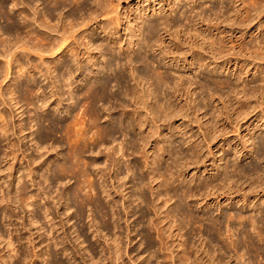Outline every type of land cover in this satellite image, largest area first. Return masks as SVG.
<instances>
[{
    "label": "rangeland",
    "instance_id": "obj_1",
    "mask_svg": "<svg viewBox=\"0 0 264 264\" xmlns=\"http://www.w3.org/2000/svg\"><path fill=\"white\" fill-rule=\"evenodd\" d=\"M26 1L31 2L30 6H28L29 8L26 7L24 14L20 15V17H25V14H29V22L32 28V1ZM173 1L179 5L177 8L176 16L174 17V20H176V22L174 23H177V25L180 26H178V29L180 30L179 35L177 36V34H173V37L178 42L180 41L181 43H185V45L183 47L181 46V48L178 50L179 56H177V58L175 59L174 55L168 52L171 49L174 51L175 48L173 47V45L169 47L171 38L164 33V25H161L159 29H157V31L155 30L156 32L154 31L151 34V38L153 40V43H155L156 40H158L163 34H165L163 35L166 37H164L166 39L165 42L161 41L160 43H157L158 45L161 44V47L154 46L153 51L148 49L149 51H143L136 57H139L140 60L145 58L147 59L146 62H134L132 65H125L126 55H120V53L116 51L113 54L118 58L120 57V61L122 62V65L117 66H120L121 69H124L123 74L131 85L134 83V80L131 77L132 67L148 74H152V72H150L152 71V69L166 73L170 81V87L177 84V80L179 81V77L182 75L185 81H188L190 79L193 82V86H191L189 89H183L180 93V96L178 98H173L172 100L173 102H175V104L177 103V105L186 104L187 107L185 108V111L181 113L182 116L178 115L177 117L172 118L170 121H159V126L161 127L162 131V139L165 138V136L170 137L171 130H177L178 128L182 129V133H177V135L172 138V141L170 143L164 142V145L166 146L174 144L173 146L175 147L174 149L176 151V154H179L182 157L187 156L188 158H190L191 155L190 153L188 155V147L195 146L197 144H200L201 147L199 148V156H201L199 161L191 167H184L181 172V176L174 186L182 184L184 179L185 182L183 184L189 185L192 188L199 184L205 185V183H208L210 180H215L214 178H216L218 168L220 166H224V174H229L234 183H232L231 189H229V187H226L225 191L219 190L216 195L208 196V190L204 195L195 197L191 200H184L183 202H180L179 200L178 195H181L182 192L178 189L179 194L175 195L173 200L164 209L160 210V213H165L166 211L173 212L175 209L178 210V206L182 210H191L192 213L198 218V222L194 224V226H187V229H189L190 231H188V236L193 245L195 244L201 249L206 248L207 251L210 250L211 256L209 254L206 259L208 257L214 258L223 256L224 260L229 262L228 264H243L237 258L236 253L228 248L231 240H236L239 238L238 240L243 245V249L245 251L250 250V254L247 255V257L250 256L252 259L256 260L257 264H264V239H262V237L254 231V227L252 226L250 220L247 219L245 221V225L248 233L253 237V246H251L250 243H247L243 239V227L240 226L239 222L231 221L230 223L228 220V215L230 213L234 214L238 212L247 217L252 214L254 216L256 215L254 206L264 207V192L262 191L263 188L260 186L261 183L258 181V175L250 172L252 168L254 169L255 167L257 171H260L259 175L264 176V96L262 94L261 96L260 93H258L257 98L250 99L248 101H246V99L242 98L241 96V102H248L252 104V107L249 108L247 113L242 115L240 114V112L237 113L236 111L238 110L236 108L238 107V103H236V101H229V98L232 100V98L234 97L232 91L240 92L244 87L260 88L262 85H264V81L262 80L264 78V74H262V71H264L262 70L264 69V60L257 59V61L255 60V62L254 59L248 57L245 58L243 55H240V57H238L239 59H234L235 56L233 53H238V49L235 51H231L233 53L229 54V47L232 46V44L230 43L225 47L223 53H213L209 45L212 40H208L209 42L207 41V44H204V46L202 47L203 50H201L202 38L199 37V40L197 39V42H199L200 45L198 44L196 46L195 44H193V40L190 38V36L186 34L188 31L186 28L188 25V21L185 19L184 15L185 13L190 14L189 11L191 10V7L187 3V1L189 2V0ZM195 1H197V8H195L194 10L195 13L196 11H201L202 9H204L207 13L209 12L210 14V7H215V9L218 8V10H220L222 6L224 7L226 5L229 6L231 12V9H233L234 5L236 6V8L240 6V2L237 3V5L236 3H234V0H226L227 3L225 2L224 4L217 2V0H213L214 2H210V0ZM11 2L12 0H7V4L9 7L13 6V2ZM120 3L121 5L119 7V12L123 15V23L120 27V33L118 34V37H122L125 48L129 46L128 44L131 35L140 34V32L138 31V26H135L134 28L136 20L135 16L140 17V14L145 11L144 13H147L148 17L150 15L152 21H158V18H155V16L153 15L154 11L157 10L158 13L159 9L163 8L165 11L164 13H169V8H172L170 0H121ZM195 3H193L192 5H194ZM22 8L23 6L14 7L17 14L21 13ZM22 20L25 21L24 19ZM3 22L4 20L0 19V24H4ZM204 23H206V21ZM131 25L134 28L132 30L129 28ZM197 25L198 27H201L203 24ZM258 25L259 24L257 22H254L247 29L248 34L246 36V41L249 47L252 45L257 46V43H262L261 38L264 35V31L260 34V29L257 30L256 28L258 27ZM224 28L225 26L221 25L220 30H223ZM229 28L230 26L226 27L225 29L230 30ZM235 28L236 27H234V29ZM172 32H174V30H172ZM213 32V35H215L216 37H221L220 34H218V31L213 30ZM241 32L243 33V28H237L233 32V36L237 35L239 37L242 35ZM256 34L258 36V39L255 37ZM103 37L104 35L101 34V31L99 30L95 38H98V43L104 42L107 44V42L104 41ZM132 47H134L133 44L131 48ZM161 50L164 53H161ZM18 51L20 52L21 49H18L17 53H19ZM28 51L29 52H24V50L21 51L17 55V60L19 61V64L27 67V74L29 76L30 74L36 75L35 77L37 84L41 89L39 91V94L35 95V98L30 97L29 100L26 99V95L19 91L15 93L14 99L11 98V89L9 90V92H7L6 87L11 85L13 79L18 75L17 64L14 65L11 76H9V78H7L3 83L5 103H2L3 100L0 99V110L6 114L5 122L7 123L8 132L5 137L3 135H1L0 137V170H2L3 168H8L11 165L13 166V176L10 179V182H12L10 190L16 191L17 188L23 186L22 188L24 189L26 197L33 196L35 199L37 198L34 203L36 204V214L39 215L40 222L36 224L32 223V213H30L32 211V207L24 206L23 202L21 201L16 204L17 207L12 206L11 197L13 196V194L8 193L10 190L5 186V184H3V174H1L0 234H5V239L12 238L19 251L18 256H12L9 258V264H12L13 262L15 264H175L178 258L171 259L169 257L167 261L166 252L168 254L171 252L160 249V242H158L159 238H157L158 235L156 233V230L149 229L151 228L152 223L154 221H157L158 216L154 211L148 210L145 205H142V207H140L138 204L139 201L136 203L133 201L135 198L131 197L133 200L131 199V201H129L128 203V205H131L130 210H132L134 216H136H130V220L128 222L130 229H132L133 231L132 237H137L133 241L129 240L130 237H128L127 235L128 229H126V227L128 223L125 222V219L128 218V215L126 214L125 206H123L125 203L124 198L121 195H117V198H114L116 199V201H118V206L115 203L114 209H116L115 211L120 212V219L117 218V215H115V218L111 219L112 225L114 226L111 225L110 232H112L111 236H113V233H116L118 236H120V252L122 251L123 255L120 261L115 262L113 260L114 256L112 257V255H117V247L115 243L111 242L112 240L109 239V235L106 236L107 231L105 233L100 232L101 234L99 232L95 233L97 227L95 226L93 228H90V224L92 222V217H88L90 215V212L85 210L83 218H80L77 215L79 203L72 202L70 206L65 203L67 202L65 200L66 194L64 196L63 193L64 191L68 192L69 190L73 191L75 189V179L72 180L70 178H64L61 173H59L57 179H53L52 184L51 181L45 179L44 175L47 174V164L53 161L52 167H54L57 166V164H59L61 161H63V158H68V148L67 143L65 142L66 140L63 138V136L61 137V133H57L58 135H56V133H52L50 131L49 121H46L42 124V132L45 135H51L52 138L47 135L49 137V141H47L48 143L46 142L44 145L48 146L45 147L43 146V144H39V147V145H37L39 142H37L36 139V131H38V125H35V127L32 128V126L35 124L33 119L36 118L35 115L38 113L40 116H42V118L46 117L54 120L59 129H63L71 119L75 120V123L77 124L78 121L76 119H78L79 117L81 119H85L84 121L83 119L81 121L89 123L90 119L88 116L75 117V113L73 110L74 108L72 107L70 108V113H65L68 109L69 104L71 103V100H69L68 90V88L70 87L66 84L68 81L72 83L70 90L77 94L83 92L86 89L87 85L90 83V80L95 79L96 77L90 76V79L88 75L89 70H82L81 73H76V77L71 81L70 74L66 72L63 65L57 66L55 72L54 68L46 72L44 67L42 66L46 74L43 75L42 73H38L37 75L32 71V63L38 62L40 64L41 61L39 58L35 57V55H32V51ZM129 53L130 52L128 51V54ZM192 55L205 58L206 62L209 63V66L200 68L198 64H195ZM56 59L57 57H52L49 60L46 59V65L54 64V61L56 62L58 60ZM51 60L54 61L52 62ZM244 61H246L245 66L248 65L245 69L243 68ZM189 64H191V67H189ZM0 65H3V59L1 58ZM3 74L5 75V72ZM4 75L1 76L0 74V81L3 80L2 78L4 77ZM238 75H241V78H238ZM25 76L26 75L21 77V81L24 86H26L27 79L25 78ZM56 76L59 77L61 83L63 84L62 91L65 100L64 108L57 109L56 105H54L53 101H51L52 103H49V108L44 109L47 108L45 104H43V100H45L44 95H47L51 91L50 88L53 84H55ZM106 76L113 80V76ZM220 80H223L228 84L220 85V83L218 82ZM113 85L114 86L112 87V93H116L119 95L122 92V89L116 85V82H114V80ZM142 85L145 86L147 91V85L145 83H143ZM210 88L217 93L214 98H212L211 96ZM165 89V86H161V96L163 98H165V96L162 95L164 94ZM231 93L232 95H230ZM121 98L124 102L128 104L130 103L129 97H124L122 95ZM19 100H23V108H20L21 105L17 104ZM220 100L223 101L221 102ZM30 102H33L34 104H29ZM148 102L151 103V99L148 98ZM163 102H166V99H164ZM221 103L223 104V106ZM116 104V101H112L109 104L107 103L104 106L99 104L103 115L102 123L104 125L109 124V118H114V126L120 125V108ZM196 104H202L203 109L200 112H196L194 110L193 106H195ZM131 107L132 106H130L129 109H133V107ZM143 113L146 114L147 112L143 111ZM219 113L221 114V118H218ZM213 116L215 117V119H213ZM80 118L78 120H80ZM159 118L161 119V117ZM123 119L126 121L129 120V118L125 116H123ZM189 120L190 122H188ZM211 121L214 122L212 123V125L217 122V125L221 131L214 137L211 131L208 129L207 125V122L211 123ZM75 123L73 124L74 126L71 133L74 131L76 134L73 132L74 134H72L74 136L71 137L72 141L77 142L79 139L76 136H80L78 129L79 127H81V125L79 124L80 121L78 123L79 127L78 124L76 125ZM22 125L25 126L24 132H22L21 130ZM76 126L78 127V129L76 128L78 132L75 131ZM1 128L2 119L0 118V129ZM149 128L150 127L148 126L143 130L147 131L149 130ZM121 130L116 135L118 138L117 142H120L121 144H127L131 141V139L137 137L138 133L140 132L129 127L126 129V131ZM203 131L207 132L209 144H207V142L204 140L205 137H203ZM34 132L35 134L32 135V133ZM185 132H187V134H185ZM90 135L92 134L88 132V135L82 136V139L84 140L85 137L87 138ZM158 136L159 135H156L151 139L152 142H150V144L147 146V150H153L155 146V139H157ZM50 138L52 140H50ZM73 138L77 140L75 141L73 140ZM82 139H80V142ZM191 139H194L195 142L189 145L188 142ZM12 144L14 145V151L16 152L17 157L11 154ZM55 144L58 145V147ZM125 151L126 149H124V152ZM122 153L123 150L121 151L120 155L117 156L120 157L124 163H128V157H121ZM65 155L67 157H65ZM86 156L89 157L90 160L92 158L95 160V158L97 157L91 155L89 152L86 153ZM138 156L139 155L135 154L130 158V162L134 167L135 172L138 171V169H136L137 166L143 167V159H139ZM33 159L36 160L35 163L32 162ZM69 160L70 159L68 158V161ZM102 162L105 163V161ZM102 162L100 164L101 167L99 165V169L106 170L107 165L105 164L104 167V163L102 164ZM171 163L172 160L167 156V158L161 162L162 170H165L167 165ZM28 168L35 170L33 176H28ZM246 172H249L250 174H246ZM131 173L129 174L130 176L126 178L128 180L125 179L126 181H131ZM137 173L138 177L139 174L142 173L141 175L144 177V180L147 183H145L147 188V186H149L148 182L150 181V177L146 174V172H141V170H139ZM126 174L127 173H124L123 176ZM120 176H122V174H120ZM59 178L63 182H61ZM121 182H117L118 185H120ZM133 184H136V187H140L142 185L139 183L138 178L134 181ZM160 190L162 191V193H165V188H160ZM61 192L62 195L60 194ZM139 192H141V190ZM145 193L149 199L151 197L150 190L147 189ZM130 195H132V193ZM244 195H247V199L245 201ZM110 200L111 199H105L106 202ZM114 201L115 200H113L111 204H114ZM189 201L191 206H189ZM161 203L162 202H159L158 204ZM142 211L147 212L145 213V216L142 215ZM179 212L180 211L176 212L178 216L177 222H182L183 224L185 222V224H187L188 221H186L185 216H183ZM96 215L98 216V219L100 221V215ZM72 216L74 218L69 221L70 217ZM162 216H164V214H162ZM205 217H210L213 220H218L219 223H221L222 234L219 235L214 227L211 226L210 221L204 220ZM255 218L259 220L264 219L261 214L256 215ZM122 224L124 228L121 230L118 226H121ZM166 224L167 222L164 225ZM256 225H258V223H256ZM259 225H262V223H259ZM97 226H99V224ZM229 228H231V233L228 231ZM79 229H81L85 237H79ZM187 229H184L185 232L187 231ZM173 232L175 234V238L173 237L169 239V245L171 248L175 247L176 252L174 253L175 255H177L179 253L178 251L181 250L178 246V242L180 241L181 237L177 238L176 236V232H178V230H173ZM230 234L233 235L232 238H230ZM84 238H86L85 243L83 242ZM106 239H108V242H106ZM176 239L179 241L176 242ZM35 245L37 246V250H34ZM91 246L96 249V255H92ZM2 250H4L3 244L0 245V254H10L9 251H6V249L4 251ZM34 251H41L40 255L42 256V259L40 258L38 260L36 256H34ZM201 253L202 252H200L198 255H200ZM11 254L15 255V253ZM198 255H196V253L193 254V259H195ZM20 256L23 260L21 259L19 261Z\"/></svg>",
    "mask_w": 264,
    "mask_h": 264
},
{
    "label": "bare ground",
    "instance_id": "obj_2",
    "mask_svg": "<svg viewBox=\"0 0 264 264\" xmlns=\"http://www.w3.org/2000/svg\"><path fill=\"white\" fill-rule=\"evenodd\" d=\"M31 1H32V28L29 22L30 21L29 14H25L24 15L25 17L23 16L20 17V15L24 14L26 7L30 6L31 2H28L26 0H12L13 2V3L11 2L13 4L12 6L13 8H12L8 6L7 0H0V19L1 20L3 19L4 20L3 23L6 24V25L0 24V58L3 59V65H0L1 76H3L4 75L3 73L5 72V75L2 78L3 80L0 81V99L3 100L2 103H5L3 83L7 78H9V76H11L15 64H17L18 75L13 79L12 84L6 87L7 92H9V90L11 89L10 93L12 94L11 97L12 99H14L15 93L18 91L26 95L27 100H29L30 97L35 98V95H38L41 89L37 84L35 77L36 75L30 74L29 76L27 74V67L23 66L22 64H19V61L17 60V55L23 50L24 52L25 51L29 52L28 50H30V52L32 51V55H35V57L40 59L41 61L40 64L38 62L32 63V71L37 75L38 73L39 74L42 73L43 75H45L48 70H51L53 68L55 72L57 66L63 65L66 72L70 74L71 81L73 78L76 77V73L78 72L81 73L82 70H89L88 72L89 78L90 76L96 77L95 79L90 78L91 79L90 83L87 85L86 89L83 92L77 94L72 92V90H70L72 83L68 81L66 84L70 87L68 88V90H69V100H71V103L69 104L68 109L66 110L65 113L66 114L70 113L71 112L70 108L72 107L74 108L73 110L75 113V117L88 116L90 119L89 123L88 122L85 123L83 122L85 119L82 118L83 121H81L82 119L80 117H79L80 120H78L79 118L78 119L75 118L78 121V123L80 121L79 124L81 125V127H79V124L77 123L79 129L77 126L75 127V129L77 128L79 130V135L81 136V137L76 136L79 139L78 140L79 142L80 139H82V136L88 135V132L92 134L87 138L85 137L84 140L82 139L80 143L78 141L77 142L72 141V137L74 136L73 134L75 132L73 131L74 133L72 132L73 133L72 134L71 131L73 129L74 126L73 124L75 123V120L71 119L63 129H59L57 124L54 122V120H51L50 118H46V117L42 118V116H40L38 113L35 115L36 118L33 119L35 124L32 126V128L35 127V125H38V131H36L37 132L36 139L37 142L39 143L36 144L37 145L43 144V146L45 147L48 146L44 144L47 141H49V137H51V135L49 136V134H47L49 136L48 137L42 132V127H43L42 124L46 121H49L50 131L52 133L53 132L56 133V135H58L57 133H61L62 134L61 137L63 136V138L66 140L65 142L67 143V148H68L67 156L70 159L69 162L68 158H63L64 160L54 167H52L53 161L48 163L47 174L44 175L45 179L51 181L52 184L53 179H57L59 173H61L64 178H70L72 180L75 179L74 181L76 182L75 189L73 191L69 190L68 192L64 191L63 193L64 196L66 194L65 200L67 202L65 203L70 206L72 202L75 203L78 202L79 207L77 210L78 212L77 215L80 218H83L85 214V210L89 211L90 215L88 217L89 218L92 217V222H93V224L91 222L90 228L96 226L97 228L95 230V233L96 232L105 233L107 231L106 236L109 235L108 236L109 239H111L112 240L111 242L115 243L117 247L116 249L117 255L116 254L112 255V257L113 256L115 257V258L113 257V260L115 262L120 261V259L123 256L122 251L120 252L121 245L119 243V239L121 238L116 233H113V236H111L112 232H110V227L112 225L111 219L115 218V215H117V218L120 219V212H117L115 211L116 209H114L115 203L118 206V201H116V199L114 198H117L116 197L117 195H121L124 198L125 203L123 206H125V211L126 214L128 215V218L125 219L126 223L129 222L130 216L131 217L134 216L133 211L130 210L131 205L130 204L128 205L129 201H131L132 198H135L134 200L132 199L135 203L139 201L138 204L140 207H142V205H145L148 208V210H152L156 213L158 219L157 221H154L152 223L151 228L149 229L156 230V233L158 235L157 238H159L158 242H160V246H159L160 249L171 252L169 254L166 252L167 261L168 258L170 257L171 259L178 258L175 264H228L229 262L225 261L223 256H218L214 258L208 257L206 259V257L210 254V250L207 251L206 248L201 249L197 247L195 244L193 245V243H191L188 236L189 229H187V226L189 225L194 226V224L198 222V218L192 213L191 210H182L178 206L177 207L178 210L175 209L173 212L166 211L165 213L163 212L160 213V210L164 209L173 200L175 195L179 194L178 189L182 192L181 195H178L179 200L180 202H183L184 200H191L195 197L204 195L205 192H207L208 190H209L208 196L216 195L219 190L225 191L226 187H229V189H231L232 188L231 185L232 183H234V181L232 180L229 174L227 173L224 174V166H220L218 168V173L216 175V178H214L215 180H210L208 183H205V185L199 184L192 188L189 185L183 184L185 182L184 179L182 184L178 186H174L175 183H177L179 177L181 176V172L183 168L191 167L192 165L196 164L199 161L201 157L199 156L200 155L199 148L201 147L200 144L188 147L187 150H188V155L189 153L191 155L190 158H188L187 156L182 157L181 155L176 154L175 153L176 151L174 149L175 147L173 146L174 144H171L170 146H166L164 145V142L170 143L172 141V138L175 137L177 133H182V129L178 128L177 130H171L170 137L165 136V138L162 139L161 137L162 131H161V127L159 126V121L160 120L170 121L172 118H175L178 115L182 116L181 113L185 111V108L187 107L186 104L177 105V103L175 104V102H173L172 100L173 98H178L183 89L184 90L187 88L189 89L191 86H193L192 85L193 82L190 79L188 81H185L182 75L180 77L178 76L179 81L177 80V84L170 87L169 86L170 81L166 73L152 69V71H150L152 72V74L151 73L148 74V73H143L139 69H135L132 67L131 77L133 78L134 83L131 85L129 84L125 75L123 74L124 69H121L120 66H117V65H122V62L120 61L121 60L120 57L118 58L113 54L116 51H118L120 55H126L125 65L126 64L132 65L134 62L135 63L146 62L147 59L143 58L140 60L139 57H138L139 59L136 57L143 51L145 52L149 50L153 51L154 46L161 47V44L158 45L157 43H160L161 41L165 42L166 37L163 35L166 34L171 38L170 40L171 43L169 47L173 45V47L175 48L174 51L171 49L168 52H170V54H173L174 58L176 59L177 56H179L178 50L181 48V46L183 47L185 45V43H181L180 41L178 42L173 37V34L175 35L177 34L178 36L180 32V30L178 29L180 26L177 25V23H174L176 22V20H174V17L176 16L177 8L179 5L173 0H170V4L172 8H169L170 9L169 13L168 12L164 13L165 11L163 8L159 9L158 13L160 14L157 13V10L154 11L153 15L155 16V18L156 17L158 18V21L154 20V18H153L154 21H152L150 15L148 17L147 13L146 14L144 13L145 11L142 12L144 14L139 13L140 17L135 16L136 17L135 25L134 24L132 25H134V28L135 26H138V31L140 32V34L131 35L128 44L129 46L125 48L123 44L124 41H122V37L120 36L118 37V34L120 33L119 32L120 27L122 26L123 23V15L122 13L119 12L121 0H31ZM211 1L213 0H210V2ZM217 2L221 4H224L225 2L227 3L226 0H217ZM239 2H240V6L236 8V6L234 5L233 9H231L232 10L231 12L229 6L226 5L224 7L222 6L221 9L219 8L220 10H218V8L215 9V7L214 8L210 7L209 9L210 14H209V12L207 13L204 9H202L201 11H196L195 13L194 10L195 8H197V1L195 0H189V2L187 1L188 5L191 7V10L189 11L190 14L185 13L184 15L185 19L188 21V25L186 27L188 31L186 34L190 36V38L193 40V44H195L196 46L199 44V42H197V39L199 40V37L202 38V43L200 42L201 50H203L202 47L204 46V44H207L208 40L209 41L212 40L209 45L213 53L214 52H218L219 54L223 53L225 47L230 43L232 44V46L229 47V51H228L229 54L233 53L231 51L233 50L235 51L238 49L237 50L238 53H233L235 56L234 59H239L238 57H240V55H243L245 58L248 57L254 59V61L255 60L257 61V59L264 60V35L263 36L261 35L262 43L259 44L255 43L257 46L252 45L249 47L246 41V36L248 34L247 29L254 22H257L259 24L258 27L256 28L257 30L260 29V34L264 31V20H263L264 0H234V3L236 4ZM193 3H195L196 5L195 4L192 5ZM18 6H23L22 11L19 14H17V12L14 9V7H18ZM22 19H24L25 21H23ZM205 21L206 23H204ZM197 24H203V25L202 26L200 25L201 27H198ZM132 25L129 27L131 30L134 29ZM161 25H164L163 30L165 34H163L162 35L163 37L161 36L158 40H156L155 43H153L151 34L155 30L157 31V29H159ZM221 25H224L225 28L230 26L229 28L230 30H226L225 28L223 30H220ZM234 27H236L235 29L243 28V33L241 32L242 33L241 36L239 37L237 35L233 36L234 34L233 32L235 31ZM99 30L101 31V34L104 35L103 38L104 41L107 42V44L104 42L98 43V38L97 39L95 38ZM172 30H174V32H172ZM213 30L218 31V34H220L221 37H216L215 35H213L214 33ZM255 37L258 39L257 34ZM132 44L134 45V47H132L133 49L131 48ZM18 49H21L20 52L18 51L19 53H17ZM128 51L130 52L129 54ZM161 53L164 52L161 50ZM192 56L195 64H198L200 68L209 66V63L206 62L205 58H202L201 56L196 57L195 55ZM52 57H57L58 60L56 59L57 60L56 62L54 60H51L52 62L54 61V64L46 65L45 60L46 59L49 60ZM245 63L246 61H244V65H243L244 69L248 66V65L245 66ZM42 66L44 67L46 72L43 70ZM189 67H191V64H189ZM262 74H264V71H262ZM24 75H26L25 78H27L26 86H24V84L21 81V77ZM106 75L113 76V80L114 82H116V85L122 89V92L119 95L116 93H112V87L114 86L113 80H111ZM238 78H241V75H238ZM55 79H56L55 84H53L50 88L51 91L47 95H44L45 100H43L44 101L43 104H45V106L47 107L44 109L49 108V103L51 101H53V104L56 105L57 109L64 108L65 100L62 91L63 84L61 83L59 77L56 76ZM262 80L264 81V78ZM218 82L220 83V85L228 84L223 80H220ZM143 83L147 85V91L145 86L142 85ZM161 86L166 87L164 94H162L165 96V98L161 96ZM210 91L212 98H214L215 95H217V93L214 92L211 88ZM232 92L234 94L233 97L234 99L232 98L231 100L229 98V101L230 102L236 101V103H238L237 105L238 107H236L238 110L236 111L237 113L240 112V114L242 115L247 113L249 108L252 107V104L248 102H241V99L245 98L246 101H248L250 99L257 98L258 93L264 96V85H262L260 88L244 87L243 90H241L240 92L239 91L236 92L232 91ZM122 95L124 97H129V101L131 105L130 103L128 104L122 100L121 98ZM230 95H232V93ZM148 98L151 99V103L148 102ZM164 99H166V102H163ZM112 101H116L117 102L116 105H118V107L120 108L121 122H119L120 125L118 126L117 125L114 126L113 124L114 118H109L110 120L109 124L104 125L102 123L103 115L99 104L104 106L105 104L107 103L109 104ZM22 102L23 100H19L17 102L18 105H21L20 108L21 107L23 108L24 106V102L23 103ZM29 104H34V103L30 102ZM130 106H132L133 109H129ZM193 108L196 112H200L203 109V106L202 104H198V105L196 104L195 106H193ZM143 111H146L147 113L144 114ZM123 116L128 117L129 120L128 121L124 120ZM220 116L221 114L219 113L218 118H221ZM159 117H161V119ZM0 118L2 119V128L0 129V133H1L0 137L1 135L5 137V135H7L8 132V127H7V123L5 122L6 114L1 110H0ZM213 119H215L214 116ZM188 122H190V120ZM209 123L210 122H207L208 129L211 131L213 137L216 136V134H219V132H221L217 125V122L214 125H212V123H214L212 121L210 123L211 125ZM148 126L150 127L149 130H147L148 132L146 130H143L145 127ZM128 127L132 128L133 130L135 129L136 131H140L138 133V136L135 137L134 139H131V141L128 142L127 144L124 143L125 145L123 143L121 144L120 142H117L118 138L116 135L118 134V132L121 129L126 131ZM77 129L75 131L78 132ZM21 130L22 132L25 131L24 125L21 126ZM34 134L35 132L32 133V135ZM185 134H187V132H185ZM156 135L159 136L157 139H155V146L153 150L151 151L147 150V146L150 144V142H152L151 139L154 138ZM203 137H205L204 140L207 142V144H209L207 132L203 131ZM51 138L50 140H52ZM73 140H75V138H73ZM72 142L75 144H73ZM194 142L195 140L191 139L188 142V144L191 145ZM56 146L58 147V145ZM124 149H126L125 152ZM14 150H15L14 145L12 144L11 154L17 157L16 152ZM122 150L123 153L121 157H128L129 159L128 163L126 162L124 163L122 159L117 156L120 155ZM87 152H89L91 155L97 156L95 160L93 158L90 160L89 157L86 156ZM135 154L139 155L138 156L139 159H143L142 161L143 167L135 166L136 169H138V171L141 170V172L143 171V173L146 172V174L150 177V181L148 182L149 186H147V188H146L147 183L145 182L144 177L141 175L142 173L139 174L138 177V173H137L138 171L135 172V169L130 162V158ZM67 156L65 155V157ZM167 156L172 160V163L167 165L165 170H162L161 162L164 159H166ZM102 161H105V163ZM32 162L35 163L36 160L33 159ZM101 162L102 164L104 163V167L105 164L107 165L106 170L99 169V165L101 164ZM258 171L254 167V169L252 168L250 172L258 175V181L261 183L260 186L263 188L262 191L264 192V176L259 175L260 171L259 172ZM12 172H13L12 165L9 166L8 168H3L2 170H0L1 179H2L1 174H3V179H2L3 184H5V186L9 190L12 184V182H10V179L13 176ZM27 172H28V176L31 175L33 176L35 170L28 168ZM124 173L127 174L123 176ZM130 173L132 175L131 181H126L128 180L126 178L130 176L129 175ZM120 174H122V176H120ZM246 174H250V173L246 172ZM137 178L139 180V183L142 184L140 187H136V184H133ZM117 182L118 183L121 182L120 185H118ZM22 187L17 188L16 191L10 190L8 192L9 194H13V196L11 197L12 206H16V204L19 201H21L23 202L24 206L32 207V211L30 212L32 213V223L33 224L39 223L40 222L39 215L36 214V208H35L36 204L34 203L37 198L35 199L33 196L26 197V194ZM160 188H165V193H162ZM147 189H149L151 192V197L149 199L145 193ZM140 190L141 192H139ZM62 192L60 193L61 195ZM131 193L132 195H130ZM105 199H111V200L106 202ZM246 199H247V195H244V201ZM113 200H115L114 204H111ZM159 202L162 203L158 204ZM189 206H191L190 201H189ZM254 210L256 215L261 214L262 217L264 218L263 206L261 207L254 206ZM177 211H180L179 213L185 216L186 221H188L187 224H185V222L184 224L182 222L180 223L177 222L178 221V216L176 213ZM145 213L147 212L142 211L143 216H145ZM96 214L100 215V221ZM162 214H164V216H162ZM256 215L253 216L252 214L247 217L242 213H238V212L234 214L230 213L228 215V220L230 223L231 221H238L240 226L243 227L242 229L243 239L247 243H250L251 246H253L254 241H253V237L248 233V230L246 229L245 221L247 219L250 220L252 226L254 227V231L257 232L262 237V239H264V219L259 220L255 218ZM73 218H74L73 216L70 217L69 221H71ZM204 220L210 221L211 226L214 227V229L218 232V234L219 235L222 234L221 223H219L218 220H213L210 217H205ZM166 222L167 224L164 225ZM256 223H258V225H256ZM259 223H262V225H259ZM98 224L99 226H97ZM118 227L121 230L124 228L123 224L121 226L119 225ZM185 228L187 229L186 232L184 230ZM81 229H79L80 231L79 237L83 238L85 237V235L81 231ZM126 229H128L127 235L128 237H130L129 240L133 241L134 239L137 238L136 236H134V238L132 237L133 231L132 229H130L129 223ZM173 230H178V232H176L177 238L181 237L180 241L176 239L177 240L176 242L179 241L178 246L181 249L180 251H178L179 250L178 248L177 251L179 253L177 255H175L174 253L176 252L175 247L173 246L174 248H171L169 245V241H170L169 239L173 238L175 235ZM228 231L231 233V228H229ZM4 235L2 233L0 234V245L3 244L4 250L6 249V251L7 252L9 251L10 254L9 255L0 254V264H9L10 263L9 258L12 256L13 257L18 256L19 251L17 249L16 244L13 242L12 238L5 239L6 237H4ZM232 237L233 235L230 234V238ZM238 239L231 240V243L230 245H228V248H230L232 251L236 253L237 258L243 264H257L256 260L252 259L250 256L247 257V255L250 254L249 253L250 250L245 251L243 249V245ZM83 242L84 243L86 242V238L83 239ZM106 242H108V239H106ZM34 250H37L36 245L34 246ZM34 252H35L34 256H36L38 260L40 258L42 259V256L40 255L41 251L40 252L34 251ZM91 252L92 255H96V249L92 246H91ZM200 252L202 253L198 255ZM11 253H15V255ZM195 253L198 256H196V258L193 259V254ZM21 259L22 257L20 256L19 261ZM12 264L15 263L13 262Z\"/></svg>",
    "mask_w": 264,
    "mask_h": 264
}]
</instances>
